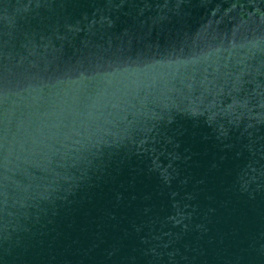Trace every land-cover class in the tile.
<instances>
[{"label": "water", "instance_id": "obj_1", "mask_svg": "<svg viewBox=\"0 0 264 264\" xmlns=\"http://www.w3.org/2000/svg\"><path fill=\"white\" fill-rule=\"evenodd\" d=\"M0 264H264V0H0Z\"/></svg>", "mask_w": 264, "mask_h": 264}]
</instances>
